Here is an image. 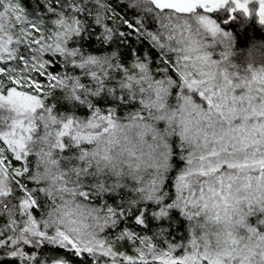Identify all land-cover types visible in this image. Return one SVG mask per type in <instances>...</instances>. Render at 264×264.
Here are the masks:
<instances>
[{"label":"snow or ice","instance_id":"6c2138e0","mask_svg":"<svg viewBox=\"0 0 264 264\" xmlns=\"http://www.w3.org/2000/svg\"><path fill=\"white\" fill-rule=\"evenodd\" d=\"M261 27L264 0H0V264H264V69L228 67Z\"/></svg>","mask_w":264,"mask_h":264},{"label":"clouds","instance_id":"9594fccd","mask_svg":"<svg viewBox=\"0 0 264 264\" xmlns=\"http://www.w3.org/2000/svg\"><path fill=\"white\" fill-rule=\"evenodd\" d=\"M160 11L164 16L171 15L173 18L179 16L178 13L172 10ZM183 19L184 18L181 16L179 22H182ZM165 23H167V21H165ZM168 30L169 29H161L162 32H166ZM188 41L189 37L186 32L184 36H181L179 34V30L175 31L173 47H183L184 44L188 43ZM238 56L240 59L236 58ZM228 67L230 71L240 72L241 75L238 79L250 77L252 68H255L256 70L264 69V38L252 40L244 49H237L235 47L231 49V60ZM115 151L116 150H114V152ZM57 194L61 196L62 199L58 200L55 204L49 205V208L52 209L53 217H61L65 222H71L73 220L91 222V218L88 215L90 209L84 206L87 202L80 200L79 197L73 196L70 192H58ZM209 215H211V213ZM193 223L197 227L203 224L205 226L204 230L209 231L210 233H220L221 238H223V235L227 231L228 227L226 220L216 222L205 216H202L199 219L194 218Z\"/></svg>","mask_w":264,"mask_h":264},{"label":"trees","instance_id":"16d2710c","mask_svg":"<svg viewBox=\"0 0 264 264\" xmlns=\"http://www.w3.org/2000/svg\"><path fill=\"white\" fill-rule=\"evenodd\" d=\"M241 33H242V30H241ZM250 39H248L247 41H241L240 38L238 37L237 38V42L235 44V48L237 49H244L246 48L250 42L254 39H262L264 38V27H261V30L259 33H250ZM237 59H240V57H236Z\"/></svg>","mask_w":264,"mask_h":264}]
</instances>
